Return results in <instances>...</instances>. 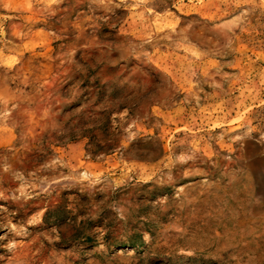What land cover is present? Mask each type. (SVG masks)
Returning a JSON list of instances; mask_svg holds the SVG:
<instances>
[{
  "label": "rangeland",
  "instance_id": "rangeland-1",
  "mask_svg": "<svg viewBox=\"0 0 264 264\" xmlns=\"http://www.w3.org/2000/svg\"><path fill=\"white\" fill-rule=\"evenodd\" d=\"M255 137L264 0H0V264H264Z\"/></svg>",
  "mask_w": 264,
  "mask_h": 264
},
{
  "label": "water",
  "instance_id": "water-1",
  "mask_svg": "<svg viewBox=\"0 0 264 264\" xmlns=\"http://www.w3.org/2000/svg\"><path fill=\"white\" fill-rule=\"evenodd\" d=\"M250 144L257 150L258 155L264 159V137H255Z\"/></svg>",
  "mask_w": 264,
  "mask_h": 264
},
{
  "label": "bare ground",
  "instance_id": "bare-ground-1",
  "mask_svg": "<svg viewBox=\"0 0 264 264\" xmlns=\"http://www.w3.org/2000/svg\"><path fill=\"white\" fill-rule=\"evenodd\" d=\"M257 166L260 167V168H263V167H264V163H263L262 161H259ZM259 170H260V169H259ZM263 185H264V184H263Z\"/></svg>",
  "mask_w": 264,
  "mask_h": 264
}]
</instances>
